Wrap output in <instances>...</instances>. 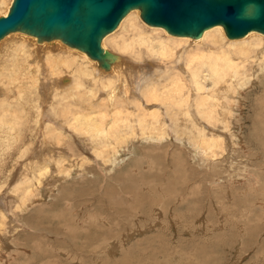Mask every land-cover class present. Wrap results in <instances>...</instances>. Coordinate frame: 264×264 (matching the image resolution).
<instances>
[{
    "label": "bare ground",
    "instance_id": "6f19581e",
    "mask_svg": "<svg viewBox=\"0 0 264 264\" xmlns=\"http://www.w3.org/2000/svg\"><path fill=\"white\" fill-rule=\"evenodd\" d=\"M12 2L0 0V17L8 15ZM148 25L142 19L140 9L135 8L114 30L104 35L101 40L103 51L117 57L109 69L61 39L41 42L33 35L15 32L0 40V264H9L14 255L1 256L4 252L1 248L7 247V240L4 242L1 237L8 232L10 222L16 224L13 235L18 230L30 229L37 237H49L54 233L63 236L61 238L71 242L67 241V260L71 256L74 260L82 258L85 264H160L161 256L168 260L164 264H226L227 261L240 264L251 253L254 254L247 264H264V240L260 243V233L250 229L252 222H263L264 219L259 215L236 216L238 209L233 204L237 201L232 200L242 193L264 198V191L253 194L260 183L257 177L242 183L241 169L236 178L231 173L236 167L235 149L239 144L233 147L226 142V145L224 134L225 130L231 129L233 121L228 118L231 112L224 111L225 102H232L229 98H234L237 89L245 93L249 85L257 84L261 75L253 80L256 73L263 72L264 79V34L252 31L242 37L244 39L240 38L242 40L230 39L222 26H215L194 39L174 35L163 27L152 29L155 26ZM120 26L125 30V33L120 31L122 36L118 31ZM33 61L35 67L30 66ZM104 78L108 84L102 88L98 83L91 85L93 79L103 80V85ZM93 88L98 91L91 90ZM231 91L235 94L230 95ZM99 93L102 102L98 100ZM5 105L16 109H6ZM25 105L29 109L26 117L22 114ZM258 108L263 115L259 118L262 128L254 136L260 140L264 139V99ZM136 140L156 147L166 142L168 146L175 142L190 145L193 156L200 160L202 177L188 166L177 177L182 183L181 190L178 184V189H173L166 182L167 187L162 188L166 195L164 200L149 199L146 193L149 189L154 190L153 184L132 180L128 170L118 173L119 168L133 158L135 145L131 148L130 144H136ZM83 145L86 149L91 148L92 153H87L88 149L85 151ZM128 148L132 150L129 153L126 152ZM75 149L83 153L75 154L81 159L78 157L73 161ZM182 151L188 152V149L182 148ZM123 152L127 153L125 157L129 156L127 159ZM168 153L164 155L172 160L173 168L181 166L179 160L173 158L177 154L172 152L171 156ZM149 155L145 153L137 159L140 167L143 166L141 161ZM74 163L77 171L73 170ZM92 163L95 167L87 168ZM224 169H228L226 173H223ZM94 171L97 172L91 174ZM98 173L103 178L102 184L96 177ZM52 175L65 182L63 185L61 181L57 183L60 185L57 199L64 201L68 209L73 208L72 205L78 208L77 215L70 213V219L55 218L48 210L32 211L37 204L40 208L45 206L41 204L45 197L43 191L50 188L47 182L51 184ZM89 175H94L95 179L89 180ZM74 176L81 182L72 180ZM108 178L111 180L106 183ZM70 180L84 188L91 187L65 192ZM121 180H125L124 183L117 184ZM191 182L196 185L190 186ZM199 182L206 184L202 186ZM241 184L245 185L246 193ZM261 187L264 190V184ZM204 188L213 190L216 197L211 198L209 191L208 198L200 197L204 196ZM162 189L156 190L162 192ZM227 190L231 191V197L224 200ZM170 194L174 197H169ZM185 194L188 197L183 198ZM245 204L255 207L249 198ZM260 204L264 209V204ZM178 206L183 207L184 213L178 212ZM212 209L226 213V217L215 216L218 224L228 222L237 232H232L230 237L216 236L217 224L212 218L207 220L209 226L206 229L198 227L197 222L204 221ZM247 210L253 212V209ZM169 214L177 218L169 222H175L170 224L174 231L178 228L175 231L180 233L178 237H191L175 242L174 248L170 238H152L173 236L167 219H163ZM156 217L163 220L162 224L158 223L161 226L159 233L139 238L131 244L137 232L146 235L156 230V223L146 225ZM137 218L142 220L137 222ZM126 219L134 221L130 230L129 226L124 228ZM52 222H56V230L50 227ZM195 237L199 243L193 240ZM224 247L228 248L227 257ZM43 264H47L46 261Z\"/></svg>",
    "mask_w": 264,
    "mask_h": 264
},
{
    "label": "rangeland",
    "instance_id": "374dc122",
    "mask_svg": "<svg viewBox=\"0 0 264 264\" xmlns=\"http://www.w3.org/2000/svg\"><path fill=\"white\" fill-rule=\"evenodd\" d=\"M6 1L8 2V0H6ZM133 11H131V12H133ZM151 27H149V28H151ZM155 28H158V27H152V29H155ZM118 31L119 32L120 31H123L124 32L125 30L124 29L121 30V26H120V28H118ZM118 31H116V32H118ZM123 32H120V36L123 35ZM167 36L168 37H172L170 35H167ZM26 38L31 39L30 37H26ZM172 38H175V37H172ZM183 38H185V37H182V39ZM188 39H190V38H187L186 40H188ZM242 39H244V38H242ZM242 39H238V40H242ZM195 41H198V40H195ZM231 41H237V40H231ZM57 42H60V41H57ZM74 51H76V50H74ZM30 66L31 67H35L36 66L35 61H33ZM256 74L257 75H256L255 79H253V80H256L258 78L257 76L258 75H261V78H258L257 81H256L257 84H254L253 83V85L251 84L252 86L249 85V88L248 89H245L247 91L245 93L242 92V90H240V89H237L236 94L233 93V91H231L230 92V95H232L231 93H233V94H235V96H234V98L232 96L231 97L232 99L227 96L232 102H230L228 100L227 102H225L226 104L224 105V111H227V112L230 111L231 112V114H230V112L227 113V114H230L232 116L231 117L229 115L228 118L230 120H233V121H231V127H230L231 129L224 131L225 139H227V141L224 139L225 140V144L227 145V143L229 142L228 144H230L233 147H235L237 144H239V145L236 146V149L234 148L235 151H236V154H235L236 156L234 157V159L236 158L235 161H234L235 162L234 164H235L236 167L233 169V171H231V173L233 175H236L235 176V178H236L239 175L240 171L242 170L243 178L242 177L240 178V180H242L241 181L242 183L245 182V181H247L249 178L250 179L252 178V180H253L255 177H257L259 179L260 183H258L259 186L257 185L256 191L253 192V194H255L256 192L257 193H260V192L263 193V191H264L262 189V187H261V185L264 184V139L257 140L259 138H257V137L254 136L255 133L262 128L261 125H260V123H259V118H260V116H263V115L260 114L258 107H260V104L262 103V99H264V97H263V94H264V87H263L264 86V79L262 78L263 77L262 76L263 72L262 73H256ZM92 75H94V74H92ZM105 79L106 78H104V80ZM260 80H262V81H260ZM102 81L101 80L100 81L99 80L98 81H95L93 79V80H91V85H94L95 83H98L97 84L98 87L99 88H102L101 86H104L105 84L106 85L108 84V82H106V80H105L103 82V85H102ZM100 82H101V84H100ZM91 90L98 91L97 89L95 90L94 88L91 89ZM6 91H8V90H6ZM100 94L101 93L98 94V100L100 102H102L103 99H102V97H101ZM86 95H87V93H86ZM15 98H13V99H15ZM229 102L230 103H234V104H230ZM229 105H231V106H229ZM5 106L7 107V105H5ZM11 108L13 110L16 109V107H10L9 108V106L6 109H11ZM23 109L24 110H23V113L22 114L24 115V117L28 116L29 115V109H28V107L25 105V107ZM0 112H1V109H0ZM228 118L226 116V119H228ZM233 118L234 119L236 118V119L234 120ZM219 128L220 129H223L221 127H219ZM228 131H230V132H228ZM229 133H231V134H229ZM240 135H241L242 138L240 137ZM129 136L131 137V134H129ZM231 136H233V137H231ZM144 137H146V136H144ZM168 138L171 139V137H168ZM231 138L233 139V141H231L232 140ZM240 139L242 141H239ZM172 140H174V139H172ZM136 141H137L136 144L135 143L130 144L131 148H133L134 145H135L134 149H132V150H134V152H133L134 153V156H133L134 159L131 158V159L128 160L127 163L123 164V166L119 168L120 170H119L118 173H123V172H125V171L128 170V173L131 172V174H130L129 177L132 176L131 177L132 180L133 179H136V180H139L140 179V181H145L147 183L153 184L152 185L153 187H151V188H154V190L149 189L148 192L146 193V195L148 196L149 199L153 197L152 199H157L158 201L162 200L161 198H163V200H164V197L166 195H165V192H164L163 189H165L167 187V183L166 182H168L169 183V187L171 186L173 189H178L177 188V184H178V186L180 188L182 186V183H180V181L177 180V177L180 175L179 172L182 169H187L188 166L193 167V170H195L194 172L196 173V175L197 176L199 175L200 178L202 177L201 171L203 169L201 168V166L199 164L200 163V160L198 158L196 160V158L193 156L194 155L193 154V151H192L193 148L189 145V143H188L189 141L188 142L186 141V144L189 145L188 147H187V145H185V143L183 144L181 142H175L174 145L170 144L169 146H168V142H166V143H164L165 145L164 144L162 146L161 145H158V147H156V146H152L150 144L142 143L140 140L139 141L136 140ZM166 144H167V146H166ZM232 144H234V145H232ZM171 145L174 146V147H172ZM177 145H178V147L180 149L179 148L178 149L176 148ZM138 146H140V147H138ZM141 146H143V147H141ZM85 147H87V146H84L83 148H85ZM153 147H156L157 149L154 150ZM131 148H128L126 150V152L129 153V151H132V150H130ZM167 148H169V149H167ZM182 148H185L186 150L188 149V152L187 151L183 152L182 151ZM87 149L85 148V151L87 150L86 152L87 153L89 152V154H91L92 153V149L91 148L90 149L87 148ZM145 150H147V151L145 152ZM176 150H178V151H176ZM77 151H80V153L77 152ZM162 151H164V152H162ZM126 152H123L122 153V154H124L123 157L127 156V153ZM167 152H169L168 154H170L171 156H172L173 153H175L174 155L177 154L173 158H174V160H179L178 162L181 163V166L178 167L176 165L178 168H175V167L173 168V165L171 163L172 160L170 161L168 159V157L165 156L166 155L165 153H167ZM189 152H191L192 154L189 153ZM81 153H83V152L80 149H75L72 154L73 155H75V154L81 155ZM145 153L147 155L150 154L149 155V158L141 161V162H143V166L140 167L139 163L137 162V159L138 158H141V157H144V154ZM78 157L81 159V156H78ZM78 157L75 155L71 159L74 161V160H77ZM128 157H125V159H127ZM180 158H181V160H180ZM226 160H229V159H226ZM237 161H238V163H237ZM185 162H187V163H185ZM133 164H134V166H133ZM190 164H192V165H190ZM126 165H128V166H126ZM136 165H138V166H136ZM243 166L245 167L246 170H243L244 169ZM75 167L76 166H75V163H74V169L73 170L77 171L78 168L75 169ZM93 167H95V163H92L87 168H93ZM230 167H232V166H230ZM246 167H248V169ZM134 168H136V169L138 168L136 170L137 172L133 170ZM227 170L228 169H226V170L224 169L223 173H226ZM176 171L178 173H176ZM96 172L97 171H94L91 174H95ZM99 175L101 176V174L98 173V176H96V177L98 178L99 182L101 181V184H102V182H104V181L102 180L103 179L102 176L100 177ZM88 178H89V180H93V179H95V176L94 175H89ZM57 179H58L57 178V175L50 176L51 184L47 182V184L50 185V188L48 190H45L47 192L43 191V195H45V197L43 199V202H41V204H45V206L43 208H40L41 206L39 204H37V205L34 206V208L32 209V211L35 212L38 209L41 210V211L48 210V212H50L51 214H53L55 218L63 216V217H66L67 219H70L71 218L70 213H76V211H77L78 208L75 207L74 205H72L73 208H69L68 209V207L66 206V204H65L64 201H62L60 199H57L58 198V194H59L58 189L60 187V185L57 184V183H60V181H61V184L62 185L65 184V182H62V180H57ZM108 179L109 180H107L106 183L111 180L110 178H108ZM72 180H74L77 183L81 182V180L79 178H76V176H74V178ZM72 180L69 181V184H66V191L65 192H67L69 190H72L74 192H77V191H80V190H89L90 187H91L90 186V187H85L84 188L81 185L74 184L73 182H71ZM152 180L155 181V184H154V182ZM196 180H194L193 183H195ZM124 181L121 180V181L117 182V184H122V182L124 183ZM165 184H166V186H165ZM190 184L192 186L193 185H196V184H192V182L189 183V185ZM199 184L200 185L202 184V186H204V184H206V183H200L199 182ZM126 185H128V184H126ZM241 185H242V191H245V193H246L247 190L244 187L245 185H243V184H241ZM244 188H245V190H244ZM259 188H260V190H259ZM156 189H162V192H158ZM204 189H205V190H203L204 193H202L204 196H200V197H202V198H208L209 196L207 197V195L209 193H211V196H210L211 198L216 197L214 195V193H213V190H210L209 191V189H207V188H204ZM52 190H54V191H52ZM180 190H181V188H180ZM207 191H209V193ZM239 194H241V193H239ZM243 194L244 193H242L241 195H238V197H234L235 199H232L233 201H237L236 204H233V206L235 205L234 207L236 209H238V212H237V215L236 216L239 215V217H240V216H246V215L249 214L248 215L249 217H257L259 215V217L262 216L260 218L264 219V209L262 208V206L260 204V203H263L264 204V198H260L259 196H255V195L251 196L250 193L249 194L246 193L244 195ZM185 196L188 197V194L183 195V198H185ZM169 197H174V195H171L170 194ZM189 197L192 198L193 196H191V194H190ZM230 197H231V191L230 190H227L223 199L224 200H227V199H230ZM247 198H249V202L250 201H253L255 203V207L251 208V207H247L246 206L245 202H246V199ZM52 205L55 206V207L53 208ZM216 207H218V206H216ZM174 208H175V206H174ZM178 208H180V211H178L179 213H184V212H182L183 211V207L178 206ZM247 208L250 209L249 211H252V209H253V212L252 213H248ZM169 210H171V209H169ZM172 210H174V209H172ZM163 211H166V210H163ZM63 213H65V214H63ZM217 213H218V215H217ZM76 215H77V213H76ZM205 215H204V217H205ZM209 215L208 216L206 215L204 221L203 220H200L199 222H197V225H199L198 227L205 228L206 229L209 226L208 221H211V218H212V220L214 221V223L217 224L216 225L217 226L216 227V231H214V232H216V233H214L216 236L220 234V235H227L226 237H230V235L232 234V232L233 233H236L237 232V229L231 227V225L228 222H224L223 224H221V223L218 224V222L215 221L217 219L215 216H218V217H220V216L226 217V213L225 212H223V214H222V211L216 210V209H212V213H210ZM190 216H193V214L191 213ZM174 218H175V215L174 214L173 215H170V214L169 215H164V217H163V219H167V221H168L167 223L169 224L168 225V227H169L168 229L169 230L171 229L170 232L172 233L173 236H169V237L168 236L167 237L166 236L165 237L164 236H162V237L158 236V237H152V238H156V239H167V240L170 238L171 239L172 246L175 245L177 242H179V240H183V239H188L189 240L191 238L190 236L178 237L180 233L175 232L176 230H178V228L175 231L172 229L170 223H175V222H169V220H172L173 219L172 221H175V219H177V218H175V219ZM136 220H137V222H139L142 219L137 218ZM53 221H56V220H53ZM126 221H127V223H126V225H125L124 228H126L127 226H129V230H130L132 228L131 225L134 224V221L133 220H127V219H126ZM161 221L163 222L162 219L160 220L159 217H156L155 219L147 222L146 225H155V223H156V225H155L156 226V228H155L156 230L149 231V232L146 233V235H144V234L141 235L140 232L139 233L137 232L135 234V236H134L131 244H133L139 238H143V237L145 238L147 236L150 237L151 235H155L156 233H159L158 230L161 228V226L160 225L158 226V223L159 224H162ZM219 225H220V227H219ZM9 227L10 228L7 229L8 232L2 234V237H1V239L2 238L4 239V242L7 240L5 242L7 244V247H2L1 248V250H3V248H4V252L2 251V255L1 256H9L11 253L14 254V255H12L13 258L10 260V263L9 264H13V262H14V264H43L45 261H46L47 264H49V263H51V264H67L66 263V260H67L68 257L66 255L67 252H65V251H68V249H69L68 242L71 243L70 240H67L68 241L67 242L66 240H64L63 238H61L63 236H57L56 235L57 233H54L55 235L49 236V237L48 236H45V237L38 236L37 237L33 232H31L30 229H23L22 231L21 230H18L16 232V235H13V232L15 231V228H16L15 222L14 223H11L10 222ZM50 227L52 228V230H56L57 229L56 222H52V226H50ZM250 229L252 231H254V232H257V234L260 233V234H258V236H259V242L262 243L261 240H264V220H263V222H257V221L252 222ZM207 233H208V231H207ZM222 233H224V234H222ZM175 234L177 235V237H176ZM9 235L11 237H13V238L9 239L10 238ZM201 235L202 234H200L199 236H201ZM193 240L196 243H199L200 242V240H198L197 237L193 238ZM246 246H248V244ZM173 248H174V246H173ZM15 249H19V250H15ZM62 249H64V250H62ZM223 249H224V253H225L226 257H227L228 248L227 247H224ZM16 251H18L19 253H17ZM171 254L174 255L175 254L174 251H171ZM245 254H247V251L242 255V257ZM253 254L254 253H251V255L248 256L249 258L247 256H245V258L240 262V264H247L249 262L250 258H251L250 256H252ZM42 255H43V257H42ZM230 256L231 255H229V257ZM71 257H69V260H67V262H69V264H85L82 261V258H78V259L74 260ZM163 258L165 259V257H163ZM163 258L161 256L160 264L167 263L168 260L167 259L164 260ZM222 259L223 258H221V260ZM12 260H14V261H12ZM70 260H72V261H70ZM84 260L88 261L89 259H86L85 258ZM259 261L262 262L260 259H259ZM16 262H18V263H16ZM222 263L223 262H221L219 264H222ZM228 263L230 264V262L227 261L226 264H228ZM1 264H4V262H1ZM154 264H159V263L158 262H155Z\"/></svg>",
    "mask_w": 264,
    "mask_h": 264
},
{
    "label": "water",
    "instance_id": "95a60500",
    "mask_svg": "<svg viewBox=\"0 0 264 264\" xmlns=\"http://www.w3.org/2000/svg\"><path fill=\"white\" fill-rule=\"evenodd\" d=\"M135 8L146 23L177 36L197 39L215 26L230 39L264 34V0H13L0 17V40L15 32L41 42L61 39L109 69L117 57L103 51L101 40Z\"/></svg>",
    "mask_w": 264,
    "mask_h": 264
}]
</instances>
